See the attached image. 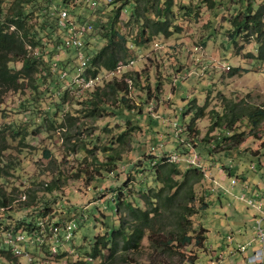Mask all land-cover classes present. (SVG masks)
<instances>
[{"label": "rangeland", "instance_id": "rangeland-1", "mask_svg": "<svg viewBox=\"0 0 264 264\" xmlns=\"http://www.w3.org/2000/svg\"><path fill=\"white\" fill-rule=\"evenodd\" d=\"M39 1L44 3L43 0ZM45 1L47 8L42 11H46V14L47 10L51 12L48 7H52L54 11L65 8L76 22L94 24L97 17L105 18L111 7L120 5L101 4L93 8L84 0H68L66 6L61 0ZM211 1L214 2L212 9L208 3L205 4L206 0H174L172 21L179 27V31L170 37H154L140 47L131 48L130 56L134 60L130 61L133 64H123L124 74L131 73L136 79L135 82L129 77L125 78L128 86L134 87L128 93V98L130 105L134 106L130 115L136 117V120L129 124L125 122L127 117L125 119L114 114L119 105L111 96L107 98V105L114 108V111L104 112L95 119L86 117V105L82 102L89 95L87 92L76 93L78 87L71 82L75 78L74 52L58 49L57 57L66 63L68 74L67 79L58 78V83L56 82L62 91L67 90L68 95L59 117L67 112V115L76 116V123L68 128L67 121L64 123L61 120L65 126L55 130L46 129L43 124L36 135L26 138L25 142L29 144L27 146L13 141L4 153L3 160L13 164L16 170L5 167L7 177L0 182L5 184V194L18 200L11 202L8 207L9 212L11 210L18 218H31L28 214H31L32 209L17 208L27 200L28 191L32 194L36 191L34 206L38 209L49 208V220L62 223L75 218L79 228L71 241L70 249L63 251L62 246L59 248L61 256L66 255L63 258L51 257L43 248H30V256L36 254L33 257L38 260L30 262V257L15 255L16 257H12L13 262L5 258L0 264H85L74 261L71 249L74 252L80 251L82 256V252L89 251L91 239L104 232V223L108 225V230L118 226L115 198L119 192L122 199L143 207L142 202L137 199L140 190L156 186L150 169L155 160L166 155L172 156L165 161L183 165L181 168L190 164L187 160L193 158L196 164L200 163L206 174L205 180L196 186L198 196L205 198L207 195V199L210 197L209 208L197 215L199 222L207 230L204 249L197 251L192 246L186 249L188 253L197 254L195 264H218V261L235 264L229 250L233 248L232 252L237 251V243L227 248V238L231 236L233 241L238 236L240 238V235L257 237L258 226L254 215L258 213L238 202L237 197L242 193L246 197L250 195L244 189L245 186L253 187L254 191L261 190L264 194V121L258 128H252L246 119H241L231 130H227L223 129L224 126H214V114H223L224 105L230 100L237 103L243 101L257 107L264 106V61L249 57L250 54L256 55L254 39L238 37L232 43L227 37L228 19L243 10L248 0ZM180 2L189 9L185 11L179 5ZM262 3L264 0H253L251 5L255 9ZM128 16L129 7L125 6L119 15L117 27L121 33H129V38L130 33L136 37V27L139 26H126ZM147 16L151 18L152 12ZM32 23L36 24L35 21ZM94 33L96 30L93 34L85 35V54H93L87 46L88 42H92V46L96 48L102 44L100 38H94ZM110 74L111 71L101 73L98 85L109 82L112 78H120L119 74L115 77ZM145 84H148L149 90L143 89ZM31 93L28 89L8 92L3 101L8 108L18 111L20 104ZM78 100L81 103L78 104ZM34 106L40 107V104L35 103ZM198 106H206L205 115L189 130V120ZM22 110L23 108L17 116L28 117L29 114ZM123 132L127 135L124 139L117 140ZM232 134H239L236 136L241 140L240 143L235 144L228 139ZM216 142L218 146H215ZM43 149L51 153L50 158L42 155ZM176 155L179 157L178 162L174 161ZM108 156L118 158L113 174H106V169L111 168V165L102 164L107 161ZM139 160L142 161L138 162ZM98 169L99 172H96ZM210 175L212 181L209 184ZM214 179L217 184L221 180L222 187L216 185ZM232 179H235L234 185L230 183ZM213 186H217V190L224 188L228 192L225 197L227 201L223 199V204L218 201L221 192H216V187ZM12 188L19 189L21 193H12ZM60 225L62 224L57 229L59 236L63 233ZM260 227L264 232V220ZM147 244L144 239L142 251L128 254L124 264H149ZM99 263V260H95L91 264ZM165 264L179 262L174 259Z\"/></svg>", "mask_w": 264, "mask_h": 264}, {"label": "trees", "instance_id": "trees-1", "mask_svg": "<svg viewBox=\"0 0 264 264\" xmlns=\"http://www.w3.org/2000/svg\"><path fill=\"white\" fill-rule=\"evenodd\" d=\"M84 1L93 8L99 7L101 4L114 6L120 3L118 7H111L105 18L98 15L95 24L88 22L91 25L89 33L93 34L96 30L94 38H100L102 42L99 48L93 47L92 42L87 43L93 54L90 55L86 52L88 63L85 73L91 77L101 76V73L105 74L107 71L115 70L119 63L125 66L127 63L131 65L132 61L130 60H134L130 56L133 46L140 47L154 37H170L179 31V27L172 21L174 0ZM252 1L248 0L243 10H239V13L231 19L229 18L230 20L228 19L227 37L232 43L236 42L238 37L254 39L256 55L250 54L249 57L264 61V3L253 9ZM43 2L39 0H0V181L7 177L5 167L16 170L12 166L13 164H8L3 160L4 153L11 147L13 141L27 146L29 144L25 142L26 138L36 135L40 131L38 128L43 127V124L46 129L55 130L58 127L63 128L65 121L68 123V128H72L77 120L76 116L67 115V112L63 117H59L63 111L65 98L68 96L67 90L62 91L61 87L56 84L58 78L64 80L68 77L66 63L57 57L64 34L60 32L57 22L59 10L54 11L52 7H48L51 12L47 10L46 14V11H42L47 8L44 5L46 1L43 0ZM61 2L65 6L68 5V0H61ZM93 3L94 5H92ZM207 3L211 9L214 8L213 1L206 0L205 4ZM179 5L185 11L189 9L186 4L180 2ZM125 6L129 7V16L125 25L139 26V28L136 27V37L130 33L131 38H129V33L123 34L117 27L119 15ZM39 11H42L41 14H38ZM150 12L153 15L151 18L147 16ZM34 21L38 25L37 28V25L32 23ZM83 52L85 53V51ZM76 62L74 54L73 73L77 66ZM17 65H19L18 68ZM125 66L121 69L120 78L117 80L112 78L109 82L99 84L100 86L97 84L92 89L77 88L75 85L76 93L87 92L89 95L82 102L86 105V117L95 119L103 115L104 112L114 111V108L107 105V98L111 96L117 100L119 105L118 109L116 108L114 111L115 115L127 117L125 122L128 124L132 123V120H136V117L130 115L134 106L130 105L128 98V93L134 87H129L125 78L129 77L135 82L136 79L131 73L124 74ZM145 85L143 89L149 90L148 84ZM23 89L32 92L30 97L20 104L18 111L8 108L3 101L4 95L8 92H21ZM55 93L57 94L53 96ZM40 95L44 98H41ZM35 103H39L40 107L35 108ZM79 103L81 102L78 100ZM22 108L23 113L29 114L28 117L17 116L21 113ZM205 109L206 106L196 108L187 126L189 130L199 118L205 115ZM223 109H225L223 114L220 115L216 112L214 114L215 127L224 126L223 129L231 130L239 120L246 119L252 128H258L264 121V106L257 107L243 101L237 103L230 100L226 102ZM126 135L127 133L123 132L117 140L124 139ZM236 135L239 136V134H232L228 137L235 144L241 141ZM217 143L215 146L219 145ZM108 148L112 149V147ZM42 151H44L42 155L45 158L51 157V153L47 149ZM168 156L170 155L159 157L150 169L156 186L140 190L137 199L140 203L142 202L143 207L122 199L121 192H119L115 198L118 226L108 230V225L104 223L106 229L102 234L95 235L91 239L89 251L82 252V256L80 251L74 252V249H71V257L74 261L91 264L93 261L99 260V264H124L127 262L128 254H137L142 251L143 240L146 239L149 264H165L174 259L179 264L196 263L197 254L188 253L186 249L191 246L197 251L204 249L207 230L199 222L197 215L204 213L209 208L210 197L207 199V195L205 198L198 196L196 186L205 180L206 174L201 168L195 166L187 165L181 168L183 165L169 163L165 161ZM140 161L142 160L138 162ZM117 163L118 158L108 156L107 161L102 163L106 166L111 165V168L106 169V174H113L116 171ZM148 163H150L149 159ZM102 171L104 172V168ZM48 189L51 190V188ZM15 191L21 193L19 189L12 188V193ZM5 193H7L5 184L0 182V261H4L6 258L13 262L12 257L23 255L26 258L30 257V262H33L37 258L33 257L36 254L30 256V248H43V251L46 249L45 252L51 257L60 256L63 258L66 256L65 254L61 256L59 248L62 246L63 251L70 249L71 241L79 228L78 221L75 218L67 219L62 223L58 220H49V208L38 209L34 206L36 191L33 194L28 191L27 200L21 202L22 205L17 208L32 209L30 210L31 214H28L31 218H18L16 214H12L11 210L9 212L8 208L11 202L18 200ZM261 196L260 200L263 201L264 206V197ZM123 215L126 216L122 217ZM68 223L73 226L71 238L68 240L65 236L62 237L61 233L60 236L58 234L55 237L56 240L60 239L61 241L55 242L52 235L53 230L58 229L59 224L64 227ZM56 243V253H53L50 248Z\"/></svg>", "mask_w": 264, "mask_h": 264}, {"label": "built area", "instance_id": "built-area-1", "mask_svg": "<svg viewBox=\"0 0 264 264\" xmlns=\"http://www.w3.org/2000/svg\"><path fill=\"white\" fill-rule=\"evenodd\" d=\"M94 5V3L92 4ZM57 22H58V26L59 29L63 32L64 36L62 39V43L60 44V48L61 49H65V50H73L74 54H75V58H76V69H75V78L72 79V83L74 85H76L79 88L82 89H92L93 87H95L101 79V76L97 75L95 77H91L89 75H86L85 73V68L86 65L88 63V57L86 56V54L83 52L84 50V44H85V35H87V33H89L91 31V25L88 22H76L74 19H71V16L69 15V13L65 10V9H60L57 12ZM131 64H133L131 62ZM123 64L119 65L116 67L115 70L111 71L110 75L116 76L118 74L121 73V69L123 68ZM178 130V129H177ZM172 155L168 156L167 159H169ZM195 159L197 160V158L195 157ZM176 162L179 161V157L176 155L175 160ZM188 165L190 166H195L198 168H201V165L199 162H195V160L193 158L188 159L187 160ZM173 163V162H171ZM231 185L235 184V180L232 179L230 181ZM241 200L245 201L247 205L249 206H255L257 210H259L261 212V214L264 217V206L263 204L259 203L257 204L258 206H256L255 202L251 199H245L244 196L240 197ZM260 220L258 221L259 224ZM43 224V223H42ZM41 224V225H42ZM73 226L68 223L66 226L63 227V233H62V237L65 236L66 239H70L72 236V232H73ZM57 234H59V231L55 228L53 230V238L55 242H60L61 240L59 239L56 240L55 237L57 236ZM18 240L20 238H17ZM229 240V243L231 244V237L227 238ZM257 241L260 243V249H259V253L257 255H254L253 257H251L249 259V263L250 264H261L262 263V250L264 249V232L262 231V229L260 227H258V235L256 237ZM252 241H250L247 245H249ZM57 243L52 245V247L50 248V250L53 253H56V248H57ZM59 247V246H58ZM236 248L237 251L240 253H244L246 250V244H236ZM18 253V252H17Z\"/></svg>", "mask_w": 264, "mask_h": 264}, {"label": "crops", "instance_id": "crops-1", "mask_svg": "<svg viewBox=\"0 0 264 264\" xmlns=\"http://www.w3.org/2000/svg\"><path fill=\"white\" fill-rule=\"evenodd\" d=\"M209 180L212 181L211 175H210V179ZM220 181L217 184V183H215L216 182L215 179L213 180V182L216 185H218L219 187H222V186H220L221 185L220 184ZM214 187H216L215 188L216 189V192H218V193L221 192L219 196L218 195H215V196H218L219 203L223 204V199H225V197H227V193L228 192L226 190H224V188H223V190H217L218 187L217 186H213V188ZM244 189H246L247 192H250V195H248V197H246V196H244V194L241 191L242 194L240 193L241 195L237 197L238 202H241L243 204H246L245 201H243V200L240 199L241 196H244L245 199H251V200H253L255 202L256 206H258L257 204H259V203L263 204V201L260 200V196L261 195H263L261 197H264V194L261 192V190L254 191V188L251 187V186H245ZM226 199H225V201H227ZM236 204H237V202H236ZM227 205H229V204L227 203ZM247 206L250 207V208H252V209H254L258 213L257 215H254V217H256L257 226L260 227L261 221L264 220V218L262 217L261 212L259 210H257L255 206H249V205H247ZM259 220H260V222L258 224V221ZM246 236L247 235H242V236L240 235V238H239V236L236 237L235 240L233 239V241H231V244L229 243V240H228L227 248H229L230 246H232V244H234V243L235 244L236 243L246 244V250H245L244 253H238L237 251H233L232 252L233 248L232 249L230 248L229 253L232 254L231 255L232 257H234L232 259L235 260V264H250L248 262L249 259L251 257H253L254 255H257L259 253L260 243L257 241L256 237L255 236H252V235H249L247 237ZM250 241H252V242L249 245H247ZM234 253H238V254H234ZM218 262H219L218 264H223L224 261H218ZM224 264H228V263H225L224 262ZM261 264H264V249L262 250V263Z\"/></svg>", "mask_w": 264, "mask_h": 264}]
</instances>
